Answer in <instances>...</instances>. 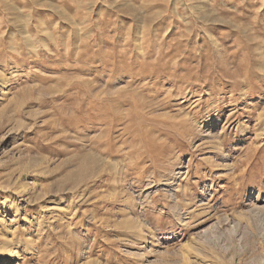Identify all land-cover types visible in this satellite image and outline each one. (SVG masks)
<instances>
[{
	"label": "rangeland",
	"instance_id": "374dc122",
	"mask_svg": "<svg viewBox=\"0 0 264 264\" xmlns=\"http://www.w3.org/2000/svg\"><path fill=\"white\" fill-rule=\"evenodd\" d=\"M2 263L264 264V0H0Z\"/></svg>",
	"mask_w": 264,
	"mask_h": 264
},
{
	"label": "bare ground",
	"instance_id": "6f19581e",
	"mask_svg": "<svg viewBox=\"0 0 264 264\" xmlns=\"http://www.w3.org/2000/svg\"><path fill=\"white\" fill-rule=\"evenodd\" d=\"M86 166H88V165H86ZM14 259H15V257L13 256L12 259L10 260L11 261L10 263H12ZM2 264H5V263H2Z\"/></svg>",
	"mask_w": 264,
	"mask_h": 264
}]
</instances>
